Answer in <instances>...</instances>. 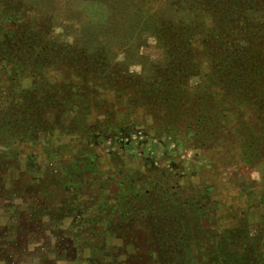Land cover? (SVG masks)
<instances>
[{"label": "rangeland", "instance_id": "1", "mask_svg": "<svg viewBox=\"0 0 264 264\" xmlns=\"http://www.w3.org/2000/svg\"><path fill=\"white\" fill-rule=\"evenodd\" d=\"M0 192L6 264H264V0H0Z\"/></svg>", "mask_w": 264, "mask_h": 264}, {"label": "crops", "instance_id": "2", "mask_svg": "<svg viewBox=\"0 0 264 264\" xmlns=\"http://www.w3.org/2000/svg\"><path fill=\"white\" fill-rule=\"evenodd\" d=\"M3 192H0V264H6L7 261V245L8 243H11V237H14L12 239L13 243H20L21 240V234L24 233V228L23 226H29L28 230L31 232V234L34 232H41L43 229V225L46 224L43 220L38 219V217H33V215L29 214L27 217L26 216H21L20 217L16 216L15 219H11L9 216H7L3 211L6 209L8 211L9 206L4 208V203L5 202H13V200L7 201L5 199V196L3 195ZM43 224V225H41ZM47 228H50V225H47ZM48 228V229H49ZM33 233V234H34ZM33 237L31 236L30 239ZM51 238L48 236L46 239ZM15 241V242H14ZM49 241V240H48ZM28 245V244H27ZM9 246V245H8Z\"/></svg>", "mask_w": 264, "mask_h": 264}]
</instances>
